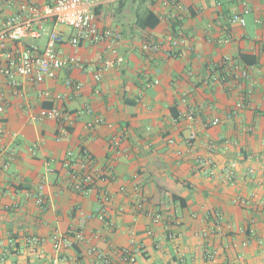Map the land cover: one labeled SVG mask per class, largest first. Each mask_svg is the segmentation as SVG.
<instances>
[{
    "label": "crops",
    "instance_id": "0c3cea01",
    "mask_svg": "<svg viewBox=\"0 0 264 264\" xmlns=\"http://www.w3.org/2000/svg\"><path fill=\"white\" fill-rule=\"evenodd\" d=\"M24 2L46 0H0V19L17 14ZM164 2L96 0L99 28L124 36L116 57L122 63L101 72L99 82L96 63L107 45L74 48L70 27L48 21L40 38L8 44L42 51L56 31L65 38L59 53L84 66L40 84L0 76V264H96L91 247L113 264H264V0H180L187 13L177 21ZM147 12L160 18L157 27L137 25ZM234 14L244 16V27L231 22ZM171 37L178 47L170 48ZM148 38L163 42L164 50L144 53ZM235 67L247 70L248 79L235 78ZM240 102L244 108L228 119ZM54 109L63 121L33 120ZM191 114L200 122L192 144ZM96 117L106 124L89 129ZM70 152L77 161L88 153L114 178L89 195L73 191L64 166ZM41 185L44 208L36 203ZM102 192L111 203H102ZM103 207L106 221L99 218ZM219 223L229 228L219 230ZM83 224L84 243L53 249L55 232L71 240ZM123 250L132 261L123 260Z\"/></svg>",
    "mask_w": 264,
    "mask_h": 264
},
{
    "label": "built area",
    "instance_id": "2783aa9c",
    "mask_svg": "<svg viewBox=\"0 0 264 264\" xmlns=\"http://www.w3.org/2000/svg\"><path fill=\"white\" fill-rule=\"evenodd\" d=\"M164 4L175 10L172 14V18L175 21L180 19V14L187 13V8L181 4L180 0H165ZM95 9L96 0H46L43 5H37L34 2H24L20 4L17 14L9 17L7 20L0 19V76L13 82H15L18 77H22L36 84H40L46 80L56 79L63 70L71 71L77 67L83 68L84 65L80 58L76 56L63 57L59 53L58 46L65 42V38L56 31L50 34L47 44L42 51L24 47H15L12 50L8 49L9 43L22 46L23 43L30 38H40L46 31V23L48 21H54L58 25L67 26L75 30L76 35L69 40L70 45L74 48H78L83 44L96 45L105 43L107 45L106 50L99 56L96 63L98 73L95 74L94 78L98 82L101 81V72L107 71L122 63V60L116 57L118 47L123 42L124 36L118 30H101L97 23ZM249 12V9L245 10V14ZM231 22L243 27L246 25V20L241 14H234L231 18ZM168 42L171 46L170 48H176L180 45V40L174 37L169 38ZM141 50L146 54L155 55L164 50V44L154 38H148L142 43ZM169 55L173 54L169 52ZM231 71H233L235 78L248 79L249 77L247 70H240L235 67ZM67 85L75 87L77 91L83 89L82 83H76L72 80H68ZM243 108V102L238 103L228 115V119L236 118L239 111ZM3 111L4 109L0 107V112ZM63 117L64 114H62L60 110L54 109L51 111H42V113L38 117H34L33 120L36 122L48 119L63 121ZM191 119L194 122L189 127L190 131L187 137L190 144L198 139L195 125L200 124L199 121H196L194 114H191ZM177 120L178 119L175 121ZM215 123L216 121H212L203 125L204 127H209L215 125ZM105 124L106 121L104 119L96 117L88 122L87 127L93 129ZM63 126L65 129L69 126V123H63ZM65 133H67V131L63 130L62 134ZM169 143L175 144V140L171 139ZM112 147L116 154L122 153L121 140L119 138L113 139ZM209 147H211L212 150L216 149L213 144ZM64 166L68 185L73 191L83 195H89L97 187V183L114 178L111 174L107 175L100 172L96 168L92 156L86 152L82 153V159L79 161L75 159L72 152L68 153V158ZM8 167L9 165L6 164L5 169H8ZM226 172L228 180H233L235 178L233 170H227ZM213 174L214 172L211 171V175ZM249 174L253 176L255 171L250 170ZM122 190L124 189L122 188ZM138 190L137 187L134 189L136 196H138ZM100 200L106 205L111 203L112 197L108 193L102 192ZM36 203L40 208H44L46 205L43 185L39 187ZM138 207L140 210L143 209L142 205H138ZM120 211H123V209L121 208ZM98 213L100 220H108L105 207L100 208ZM215 217L218 220L220 215L216 214ZM161 219L160 215L153 216L155 222H160ZM109 223L113 226L112 220H109ZM223 226L224 228H229V225H222L219 223L218 229L222 230ZM86 239L84 224L81 226L80 230L74 234L71 240L59 232H55L51 238L53 249L56 252H61L63 249L67 248H74L75 245L84 243ZM39 242V239H34V245H38ZM88 254L94 257L96 264H113V261L101 253L96 247L89 248ZM130 256L128 250H123L122 258L125 262L132 261Z\"/></svg>",
    "mask_w": 264,
    "mask_h": 264
},
{
    "label": "trees",
    "instance_id": "16d2710c",
    "mask_svg": "<svg viewBox=\"0 0 264 264\" xmlns=\"http://www.w3.org/2000/svg\"><path fill=\"white\" fill-rule=\"evenodd\" d=\"M160 24V18L153 12H147L138 18L137 25L143 29L155 28ZM178 118L177 115L175 116ZM183 201V200H180Z\"/></svg>",
    "mask_w": 264,
    "mask_h": 264
}]
</instances>
